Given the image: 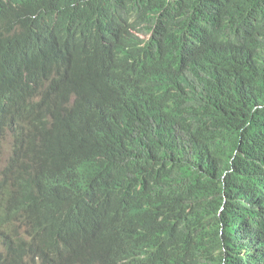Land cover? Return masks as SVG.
Segmentation results:
<instances>
[{"label": "trees", "instance_id": "1", "mask_svg": "<svg viewBox=\"0 0 264 264\" xmlns=\"http://www.w3.org/2000/svg\"><path fill=\"white\" fill-rule=\"evenodd\" d=\"M0 264H264V0H0Z\"/></svg>", "mask_w": 264, "mask_h": 264}, {"label": "bare ground", "instance_id": "2", "mask_svg": "<svg viewBox=\"0 0 264 264\" xmlns=\"http://www.w3.org/2000/svg\"><path fill=\"white\" fill-rule=\"evenodd\" d=\"M8 139V138H7ZM9 156V155H8Z\"/></svg>", "mask_w": 264, "mask_h": 264}]
</instances>
